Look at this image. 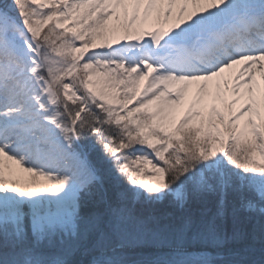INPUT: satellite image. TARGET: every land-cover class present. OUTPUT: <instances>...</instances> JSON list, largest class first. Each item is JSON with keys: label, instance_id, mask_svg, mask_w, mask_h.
<instances>
[{"label": "snow or ice", "instance_id": "1", "mask_svg": "<svg viewBox=\"0 0 264 264\" xmlns=\"http://www.w3.org/2000/svg\"><path fill=\"white\" fill-rule=\"evenodd\" d=\"M0 264H264V0H0Z\"/></svg>", "mask_w": 264, "mask_h": 264}]
</instances>
